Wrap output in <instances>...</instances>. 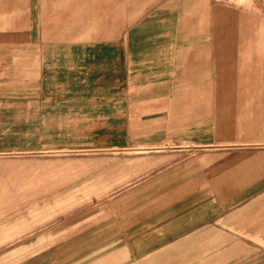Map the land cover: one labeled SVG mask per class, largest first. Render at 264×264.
I'll return each instance as SVG.
<instances>
[{"label": "crops", "instance_id": "1", "mask_svg": "<svg viewBox=\"0 0 264 264\" xmlns=\"http://www.w3.org/2000/svg\"><path fill=\"white\" fill-rule=\"evenodd\" d=\"M123 1H35L43 19L31 31L20 69L34 62L42 79L36 93L50 95L45 117H74L73 123L91 128L57 135L70 145L96 152L124 151L138 142L159 146L166 135L136 127L159 118L142 113L164 107L166 70L178 79L188 66L197 70L203 40L177 20L176 0H125V10ZM19 5L0 1V20ZM224 16L218 12L213 21ZM258 73L264 82V71ZM219 86L220 80L214 106L249 101L220 98ZM257 87L264 90V84ZM257 102L264 105V94ZM262 124L238 127L260 136ZM195 146L176 143L150 155L155 164L145 175L100 202L85 227L51 248L50 262L264 264V150L259 161L236 163L243 152L227 150L220 162Z\"/></svg>", "mask_w": 264, "mask_h": 264}, {"label": "rangeland", "instance_id": "2", "mask_svg": "<svg viewBox=\"0 0 264 264\" xmlns=\"http://www.w3.org/2000/svg\"><path fill=\"white\" fill-rule=\"evenodd\" d=\"M0 1L20 4L14 13H6L7 21L0 20V264H52L54 245L85 227L100 202L145 175L155 164L150 155L176 143L196 145L220 162L227 159L221 154L233 149L243 152L236 153V163L262 159L258 155L264 150V130L252 136L238 126L264 122V105L257 102L264 94L257 87L264 84L258 77L260 68L264 71V0H176L177 20L203 40L198 67L187 65L182 79L166 70L168 91L160 95L164 107L142 113L159 119L136 126L139 132L148 128L167 140L153 149L138 142L109 152L58 138L91 128L73 123L74 117H45L48 109L42 106L49 104L50 95L36 93L42 79L34 62L20 69V58L34 38L31 31L43 15L36 0ZM218 12L225 16L215 23ZM218 80L220 98L249 101L214 106Z\"/></svg>", "mask_w": 264, "mask_h": 264}]
</instances>
